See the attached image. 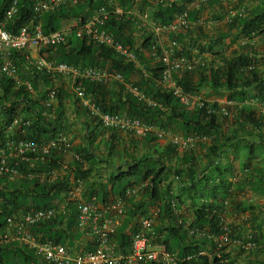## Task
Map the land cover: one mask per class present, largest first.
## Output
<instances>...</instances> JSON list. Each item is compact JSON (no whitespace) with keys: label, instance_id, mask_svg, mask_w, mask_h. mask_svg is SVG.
<instances>
[{"label":"trees","instance_id":"trees-1","mask_svg":"<svg viewBox=\"0 0 264 264\" xmlns=\"http://www.w3.org/2000/svg\"><path fill=\"white\" fill-rule=\"evenodd\" d=\"M11 1L0 0V22L3 20ZM34 1L19 0V12L13 19L7 21L9 31L15 32L21 25L35 21L42 24L45 32H51L61 29L62 22L73 17L76 19L80 17L78 22L79 25H82L91 17L92 11L95 12L107 0H81L76 5H65L58 10L45 12L40 15H36L33 12ZM146 1L143 0L142 2ZM119 2L127 9L132 8L134 5V0H119ZM88 8L91 10L90 15L84 14L80 16ZM184 9L185 5H178L176 2L167 4L164 0L158 1L155 19L153 20L168 24L174 20L177 13ZM132 18L136 19L133 15L112 13L104 28L118 41L132 48L140 60L143 59L142 48L147 43L150 48L153 40L151 42L149 40L143 41L144 43L141 46L137 45L136 36L132 30L134 26ZM238 19L237 21L242 26V33L248 36L252 35V33L257 35L263 33L264 2L254 7L250 13L247 11L246 15L238 17ZM178 38L179 35H177ZM45 51L55 62L69 65L109 67L112 70L120 71L127 80H130L129 75L131 72L137 71L140 73V79L134 82L162 106H148L145 102L130 94L126 99L129 102L130 109L125 114L140 117L150 124L158 125L167 130L181 131L183 135L209 136L211 138L210 141L215 145V148L212 146L211 153H207L212 160L213 166H209L212 173H202L205 170L197 172V163L200 160L199 152L202 151V146L196 148V145L192 148L184 149L187 153L183 156V160L189 167L187 170L188 180L183 182L180 194L165 193L161 196L159 195V199L165 202V212L168 216L173 215V205L177 206V203L182 205L189 199L194 206L193 224L197 227L205 226L212 233L218 234L221 222L215 210H226L227 205H229L233 209V215H236V219L240 220L239 225H242V227L239 225L233 226L230 223L233 235L244 242L253 240L257 243L256 249L249 250L243 247H233H237L242 253H252L254 251V253L264 255V115H261L256 107L245 104V101L251 97L264 98V57H261L259 59L261 61L257 63L252 60L253 58L249 54L242 53L234 58L232 57L225 65L219 68L182 72L181 78H178L175 74L179 84L191 93H198L203 86H208L212 89H230L232 94L229 95V99L236 100L244 106L239 108L238 113L234 112L232 117H223L220 114L207 113L205 110L187 111L180 100L161 84L162 63L161 66L151 70V76H145L139 68L126 61L114 49L79 38L75 35V31L69 37L67 44L50 47ZM217 54L221 56V51L219 50ZM13 58L22 77L27 78L24 76V68L28 63L25 54L14 50ZM250 66L252 68H249ZM36 74V77L32 79L34 87L38 83V76L49 80L50 76L46 72H36ZM192 75H198L196 81L191 78ZM0 86L2 88L0 93V118H4L5 121H3L5 124H0V145L10 138H28L40 141L64 133L59 129L58 125L55 126L51 119L52 116H50L53 114L56 104L48 109L45 114L46 108L42 104L45 95L37 97V95L30 94L24 88L14 89L12 81L1 72ZM83 86L103 111L120 112L114 110L103 99L104 90L102 89L105 83L85 80ZM60 94H63V91L58 89V99L61 97ZM19 117L22 118L23 122L28 121V123L13 125V120ZM223 125H227L226 128L229 125L230 129L224 130ZM8 126L13 127L8 130ZM231 148V151L235 153L234 155L239 160V169L241 171V176L236 180L235 164L228 162V160L224 162L222 159L223 154ZM59 155V153L54 152L45 161L38 160V162H42L44 169H37V171L44 172V178L35 174L34 169L28 168L30 163L24 164L23 173L25 178L20 177L23 170L21 168L19 178L11 180L5 178L7 184L4 187L0 185V231L4 229L9 215L27 211L31 208L53 207L47 201H51L54 196L63 190L68 191L69 186H65V182H62L59 178L53 180L50 178V173L53 170L61 168ZM16 159H11L10 162L16 164L18 162ZM18 163L22 165L21 162ZM165 169L166 167L163 166L157 172H155L156 168L146 172L145 179L155 173L151 188L154 195L160 191L161 175H163L162 172ZM178 175H181L180 171H178ZM247 190L252 193L250 197L248 196L249 199L245 197L239 199L238 196ZM226 200L228 204L225 203ZM162 213L163 208L161 207L159 216H162ZM57 217L47 224L55 223ZM163 230H168L171 235L176 234L178 238V242L175 245L170 244V237L163 240V244L170 251H177L176 249L181 245V250H179L181 255L177 264H226V262L224 263L225 259L229 264H234L231 252L228 249L226 250V248L221 257L217 256L215 243L208 236H191L179 223L177 226L171 227L159 226L155 233L160 234ZM135 232L127 234L124 230H121L119 237L118 234L115 235L117 251L124 253L130 251ZM151 233L150 237L152 238L153 235ZM51 240L63 243L60 237L57 240L53 238ZM11 244H14V241L0 244V264H32L41 259L29 246L22 244L23 246L16 247ZM41 262V264H47L42 259ZM147 264L155 263L150 262Z\"/></svg>","mask_w":264,"mask_h":264},{"label":"built area","instance_id":"built-area-1","mask_svg":"<svg viewBox=\"0 0 264 264\" xmlns=\"http://www.w3.org/2000/svg\"><path fill=\"white\" fill-rule=\"evenodd\" d=\"M80 1L35 0L33 12L36 15H40L45 12L58 10L65 5H76ZM139 1L143 0H134V4ZM205 1L200 0L201 3ZM195 4L196 2H190L168 24L154 20L150 23L151 31L154 34L150 50L152 55L158 57L163 65L161 84L180 100L187 111L205 110L207 113L232 117L234 112L232 113L230 109L231 100L224 102L219 100L214 101L202 94L188 92L175 78V74L179 72H195L220 67L218 60L214 61L203 56L185 54L177 39L176 35L187 32L191 28L192 22L189 18V12L195 7ZM140 11V9L133 11L132 8H125V6L120 4L119 0H107L85 23L76 28L75 35L86 39L88 42L114 49L126 61L138 68L139 58L136 52L118 41L104 27L112 13L131 15L134 13L139 14ZM18 12L19 0H12L3 20L0 22V72L12 81L14 89L24 88L30 94H35L32 79L22 77L13 58V51L16 50L25 54L35 72H46L49 74L51 80L62 75L70 76L74 80V92L80 105L87 109L104 128L128 132L136 138L154 135L156 138L162 139L169 136L175 144L180 145L183 149L192 148L201 141L211 140L206 135H183L173 132L158 125L150 124L140 117L121 112L103 111L95 99L85 90L83 86L85 80L103 84L110 80H118L126 84L130 94L145 102L148 106L162 105L148 95L134 81L127 80L118 70H112L109 67L69 65L50 59L44 50L61 44H67L73 32L65 29L45 32L42 24L35 21L23 24L17 31L11 32L7 28V21L13 19ZM246 13L247 7L239 5L231 8L228 11V16L231 19H235L243 17ZM163 33L175 35L166 47H162L160 43L159 36ZM250 38L253 42H257L259 39L264 41V32L258 35L252 33ZM249 68H252V66ZM57 100L58 87L54 84L47 89L42 100V104L46 108L45 114L48 109L55 106ZM245 104L256 107L258 112L264 115V98L251 97L245 101ZM27 123L28 121L23 122L20 117L13 120V125L15 126ZM70 148L71 140L66 133H60L53 138L40 141L28 138L7 139L6 142L0 145V178H18L21 174L18 162L27 164L37 162L38 160L45 161L54 152L65 154ZM15 158H17L18 162L12 164L10 160ZM67 168L68 164L62 161L61 170H66ZM54 171L50 173V178L52 179H54L57 173ZM150 184L149 180L132 184L126 188L122 195L104 202H100L96 196L88 200H80L76 218L77 225L79 229L91 234L94 243L93 249L87 252H74L66 244L53 240H44L35 231V227L47 224L58 216L59 210L54 206L31 208L27 211L9 215L4 229L0 231V244L19 241L21 244L33 249L47 264H147L150 262L155 264H177V255L165 245L155 244L150 237V233L153 231L159 217V211L157 210L152 211L141 220L140 226L132 238L130 251L126 253L117 251L115 235L123 223L127 201L131 197L140 195L150 187ZM74 186V188L71 187L69 189L72 194L81 190L83 180L78 179ZM225 203L228 204V201L226 200ZM173 209L174 213L178 216L179 210L175 204L173 205ZM215 213L218 214L221 222L218 234L212 233L205 226L197 227L193 224V221L181 217L178 223L191 236H208V238L213 239L218 257H221L225 248L227 250L231 246L243 247L249 250L256 249L257 243L255 241L248 240V242H244L233 235L230 221L227 218L228 210H215ZM225 262L229 264L226 259L224 260Z\"/></svg>","mask_w":264,"mask_h":264},{"label":"crops","instance_id":"crops-1","mask_svg":"<svg viewBox=\"0 0 264 264\" xmlns=\"http://www.w3.org/2000/svg\"><path fill=\"white\" fill-rule=\"evenodd\" d=\"M164 1L167 4L176 2L178 5H185V8L190 2H196L195 7L189 12L192 26L187 32L180 33L178 38L181 49L185 54L203 56L214 61L218 60L220 66L225 65L229 59L242 53L249 54L253 58L252 60L257 63L261 61L259 60L261 57H264V41L259 39L257 42H253L250 38L251 35L248 36L241 32V23L237 21L239 19H231L228 16V11L239 5L246 6L248 13H250L254 7L264 2V0H206L204 3H201L200 0ZM157 2L158 0L139 1L132 7L133 11L141 10L139 14L134 12H132L134 14H131L133 17H136V19L132 18L134 21L132 30L136 36L138 46H141L146 40L151 42L154 37L150 23L155 19ZM90 12L91 10L88 8L80 16L84 14L90 15ZM92 12L91 16L95 13L94 11ZM79 20L80 17L78 19L74 17L65 19L62 22L61 29L73 32L78 27ZM173 36V34L168 35L167 33L160 35L162 47L168 46ZM45 50L44 52H46ZM219 50L221 51V56L217 54ZM46 55L48 56V54ZM142 56L143 59L139 60L138 68L145 76H151V70L161 66L160 59L152 55L148 43L142 48ZM24 71V76L27 78L34 79L37 75L30 62L26 64ZM176 75L178 78H181L183 73L179 72ZM129 77L130 80L136 82L140 79V73L133 71ZM191 78L196 81L198 75H192ZM54 84L57 85L59 90L63 91V94H60L61 97L56 103L53 114L50 115L52 118H50L55 126L58 125L62 132L69 135L71 140L70 150L65 154L59 155L61 159L60 163L62 161L66 162L68 168L66 170H61V168L55 170L54 172L57 173L54 179L59 178V180L65 182V186L69 187L68 191L63 190L54 196L51 201H47L59 210L57 221L35 227V231L44 240H51L52 238L57 240L60 237L61 242L65 243L74 252H87L93 249L94 243L93 237L89 232L77 227L76 215L80 200H88L96 196L100 202H104L118 197L131 184L149 180L151 183L149 188L127 201L126 213L123 223L119 227L118 237L121 230H124L127 234L134 233L146 215L154 210L160 212L162 207V216L160 215L157 219L155 228L151 233L153 235V242L164 245L163 240H166L167 237H170L171 245L175 241L178 242L176 234L171 235L168 230H163V232L157 234L155 230L159 226H177V221L180 217L194 221V206L191 200H186L182 205L177 203L178 216L175 213L168 216L165 212V202L159 199V195L161 196L165 193L175 195L181 193L183 182L188 180L187 170L189 167L183 160V156L187 152L180 145L175 144L169 136L162 139L155 138L153 135L136 138L128 132L104 128L87 109L80 105L74 92V80L70 76L62 75L52 80L50 77L49 80H46L44 77L38 76L35 95L37 97L45 95L47 89ZM102 90H104L103 99L114 110L123 113L129 111L130 105L126 99L130 93L126 84L118 80H110L105 83ZM1 92L2 88L0 86ZM198 94H202L210 100L224 102L230 100L229 95L232 93L227 88L212 89L208 86H203L198 91ZM98 96L100 95L98 94ZM231 101L230 109L232 113H238L239 108L244 106L236 100ZM3 121L4 118L1 117V125L5 124ZM226 127L227 125H223L224 130L230 129L229 125L228 128ZM7 129L10 130V127L8 126ZM172 131L182 134L178 130L173 129ZM199 146L203 148L199 152L200 160L197 163V172L205 170L202 173L211 174V167L213 165L207 153H211L212 146L215 148V145L208 140L199 142L196 148H199ZM231 150L232 148L225 152L222 159L224 162L228 160V162L235 164L236 180L241 176V171L239 169V160ZM41 163L40 161L32 162L28 168L34 169V173L42 178L44 172L37 171V169H44ZM24 166V164L19 165V168L23 169ZM163 166L166 169L162 172L163 175H161L160 191L154 195L151 188L155 173L148 176L147 179H145V175L149 170L156 168L155 172H157ZM23 171L24 169L22 170L21 178H25ZM178 171L181 172L180 176L178 175ZM78 179L83 180V186L79 192L72 194L69 189L75 185ZM5 180V178H0L1 187L7 184ZM124 181L127 182L123 184ZM251 195L252 193L247 190L246 192H242L238 198L245 197L249 199ZM226 210H228V215L230 216L227 215L230 223L233 226L239 225L240 220H237L236 215H233V209L227 206ZM174 219L176 220V225ZM239 226L242 227V225ZM11 245L16 247L23 246L19 241H14V244ZM180 248L181 245L174 252L178 258L181 255V252L179 253ZM229 248L228 250L231 252L234 264H264V255L254 253V251L252 253H242L237 247L233 246ZM41 263V259H38L36 263L32 264Z\"/></svg>","mask_w":264,"mask_h":264},{"label":"rangeland","instance_id":"rangeland-1","mask_svg":"<svg viewBox=\"0 0 264 264\" xmlns=\"http://www.w3.org/2000/svg\"><path fill=\"white\" fill-rule=\"evenodd\" d=\"M127 181H124V183L123 184H125ZM229 216V215H228ZM230 217V216H229ZM174 223H175V225H176V220L174 219ZM177 243V241H175V242H173V245H175ZM175 248H176V246H175ZM262 248V247H261ZM260 248V249H261Z\"/></svg>","mask_w":264,"mask_h":264}]
</instances>
